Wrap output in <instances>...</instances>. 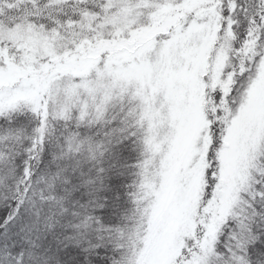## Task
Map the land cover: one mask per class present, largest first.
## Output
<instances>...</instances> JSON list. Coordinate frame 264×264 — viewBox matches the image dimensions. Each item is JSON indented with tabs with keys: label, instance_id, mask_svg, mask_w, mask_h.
Here are the masks:
<instances>
[{
	"label": "snow or ice",
	"instance_id": "6c2138e0",
	"mask_svg": "<svg viewBox=\"0 0 264 264\" xmlns=\"http://www.w3.org/2000/svg\"><path fill=\"white\" fill-rule=\"evenodd\" d=\"M0 264H264V0H0Z\"/></svg>",
	"mask_w": 264,
	"mask_h": 264
}]
</instances>
